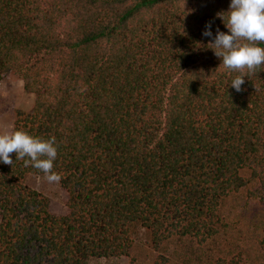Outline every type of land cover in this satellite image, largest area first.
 <instances>
[{
    "label": "trees",
    "instance_id": "obj_1",
    "mask_svg": "<svg viewBox=\"0 0 264 264\" xmlns=\"http://www.w3.org/2000/svg\"><path fill=\"white\" fill-rule=\"evenodd\" d=\"M230 4L0 0V82L17 75L35 95L12 132L56 138L53 170L68 195V212L54 214L26 183L43 172L15 153L13 166L0 162V264L126 256L138 225L160 264H243L244 253L264 264V70L237 92L239 73L207 47L229 31L217 13ZM231 195L257 206L252 247L241 227L228 232Z\"/></svg>",
    "mask_w": 264,
    "mask_h": 264
},
{
    "label": "clouds",
    "instance_id": "obj_2",
    "mask_svg": "<svg viewBox=\"0 0 264 264\" xmlns=\"http://www.w3.org/2000/svg\"><path fill=\"white\" fill-rule=\"evenodd\" d=\"M217 16L222 18L229 31L217 29L214 41L207 47L222 58L221 65L225 69L239 73L232 79L231 86L240 92L245 76L264 70V47L258 46L264 43V0H231L229 11L218 12ZM203 35H213L211 22ZM12 153L16 154V160L24 162L25 167L43 172L49 183H58L62 179L53 170L58 156L54 136L45 140L23 130L0 134V162L13 166Z\"/></svg>",
    "mask_w": 264,
    "mask_h": 264
},
{
    "label": "rangeland",
    "instance_id": "obj_3",
    "mask_svg": "<svg viewBox=\"0 0 264 264\" xmlns=\"http://www.w3.org/2000/svg\"><path fill=\"white\" fill-rule=\"evenodd\" d=\"M35 103V95L25 91L23 80L17 75H7L0 82V134L11 133L13 131L14 121L18 109L31 111ZM26 183L38 189L47 195L50 199V210L54 214H66L67 207V192L61 187L60 182L49 183L44 175L28 174L26 176ZM227 209L226 215H230V226L228 232L231 236L238 234V228H242L244 233L239 242L246 247L254 246V238L251 230L253 229L252 219L256 213L257 206L254 201H249L244 195H231L226 199ZM235 214H241V217H236ZM238 221V222H236ZM134 241L130 249L129 255L115 257V258H93L90 264H160V255L162 252L154 248L150 237V232L143 226L138 225L133 235ZM220 236L219 241H223V248L225 250L230 247V235ZM257 244V243H255ZM170 250L165 252L168 257L176 249L175 245H169ZM238 251L229 255L239 260ZM253 264H260L256 258L259 255L252 254ZM247 254H242L243 264H252L249 261ZM176 261V260H175ZM167 264H179V261H170Z\"/></svg>",
    "mask_w": 264,
    "mask_h": 264
}]
</instances>
